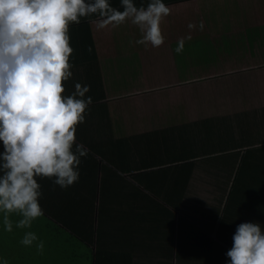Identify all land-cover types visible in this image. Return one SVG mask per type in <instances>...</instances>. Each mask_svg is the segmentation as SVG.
Returning a JSON list of instances; mask_svg holds the SVG:
<instances>
[{"label": "crops", "instance_id": "obj_1", "mask_svg": "<svg viewBox=\"0 0 264 264\" xmlns=\"http://www.w3.org/2000/svg\"><path fill=\"white\" fill-rule=\"evenodd\" d=\"M164 2L159 47L128 20L69 25L88 155L67 188L37 177L49 215L32 224L63 228L66 209L68 264H226L239 223L264 228V0Z\"/></svg>", "mask_w": 264, "mask_h": 264}, {"label": "clouds", "instance_id": "obj_2", "mask_svg": "<svg viewBox=\"0 0 264 264\" xmlns=\"http://www.w3.org/2000/svg\"><path fill=\"white\" fill-rule=\"evenodd\" d=\"M120 4L122 10L110 0H0V223L5 231L12 230L11 213L21 217L18 228H29L43 215L37 177L67 188L79 179L81 158L88 155L75 134L92 103L86 95L90 86L77 81L64 94V82L73 76L69 25L90 15L98 16V28L128 20L139 30L136 44L159 47L164 42L161 22L170 14L164 0ZM190 39V33L180 37L174 51L182 52ZM37 240L35 232L26 231L20 243ZM232 240L226 264H264L259 222L239 223ZM43 247L42 240L36 243L37 250Z\"/></svg>", "mask_w": 264, "mask_h": 264}, {"label": "trees", "instance_id": "obj_3", "mask_svg": "<svg viewBox=\"0 0 264 264\" xmlns=\"http://www.w3.org/2000/svg\"><path fill=\"white\" fill-rule=\"evenodd\" d=\"M114 7V5L116 6L117 4H112ZM119 5V4H118ZM117 5V9H121V6ZM65 210H63V216H62V222H63V228H58L56 226L52 225V222L50 220V222H46L43 225V221H41V226L38 228H35L33 225L37 224V222L39 220L44 219V217H47V213L43 210V215L36 218L35 220L32 221V224L29 228H25L21 231V228H18L16 226V221L19 220L21 217L18 213H11L9 215V218L12 222V226H14V232L11 231H5L3 230V234H4V241L5 242H9L13 241L14 243L16 242H20L21 238L23 236L22 233H25L26 231H32L35 232L38 240L33 242V251L35 252L34 254L36 255V257L38 258H49V259H59V258H64L66 259V257H63V255L66 254V251H71L73 249L74 251V247H73V243H69L66 241V239L68 238L64 232V230L66 229V227L70 226L72 227V225H70L68 222H66L65 219ZM249 221V220H246ZM245 220H243L242 222H246ZM3 227V226H2ZM73 228V227H72ZM70 228V229H72ZM4 229V227H3ZM20 232L21 234H16V232ZM71 231H74V233H76L77 235H82L81 234V230H75L72 229ZM43 241L44 243V247L42 250H37L36 248V243H38L39 241ZM59 251L63 252L62 254L59 253ZM77 251V250H76ZM57 253V254H55ZM67 256V255H65ZM1 261V260H0ZM67 261V259H66Z\"/></svg>", "mask_w": 264, "mask_h": 264}, {"label": "rangeland", "instance_id": "obj_4", "mask_svg": "<svg viewBox=\"0 0 264 264\" xmlns=\"http://www.w3.org/2000/svg\"><path fill=\"white\" fill-rule=\"evenodd\" d=\"M3 224L0 223V260L6 261L7 264H68L66 259H49V258H37L33 251V244L26 246L20 242L14 243L13 241L5 242L3 234ZM14 226H12V232H14ZM25 228H21V231ZM16 234H21L16 232ZM24 235V233H22ZM21 235V236H23Z\"/></svg>", "mask_w": 264, "mask_h": 264}]
</instances>
